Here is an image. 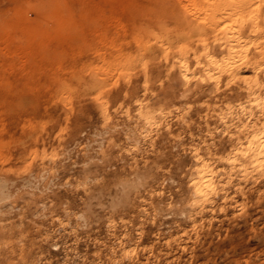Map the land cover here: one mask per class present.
I'll return each instance as SVG.
<instances>
[{
	"label": "rangeland",
	"instance_id": "1",
	"mask_svg": "<svg viewBox=\"0 0 264 264\" xmlns=\"http://www.w3.org/2000/svg\"><path fill=\"white\" fill-rule=\"evenodd\" d=\"M201 1L0 0V264H264V2Z\"/></svg>",
	"mask_w": 264,
	"mask_h": 264
},
{
	"label": "bare ground",
	"instance_id": "2",
	"mask_svg": "<svg viewBox=\"0 0 264 264\" xmlns=\"http://www.w3.org/2000/svg\"><path fill=\"white\" fill-rule=\"evenodd\" d=\"M181 1V0H180ZM185 1V0H184ZM193 1V0H192ZM199 1V0H198ZM204 3H206L205 2V0H202ZM201 1V2H202ZM209 1V0H208ZM256 1L257 0H211L210 1V4H209V6L210 7H208V9H207V11H205V8L203 9L204 11H202L203 13H205L203 16H205V15H208V16H206V18L208 19L207 21H206V24H207V27L208 28H211L214 32H215V30L214 29H218L219 31H224V36L222 37V36H220L221 37V39H223V41L225 42V41H228V44L230 43V46H228L230 49H231V46H233V43H231V42H229V41H236L238 44H239V41L240 42H242V41H246L247 42V39H246V37L245 36H243L242 35V33H241V31L242 30H246L244 27H245V24L243 23L245 20L243 19V17L241 18V16H240V14L241 13H245L246 11H248V12H250V10L252 9V7L255 5V3H256ZM263 2H264V0H262ZM259 2V1H258ZM186 3H187V0H186ZM194 3V2H193ZM203 3V4H204ZM196 4V3H195ZM257 5H258V3H256ZM194 6V5H193ZM193 6H192V8H193ZM186 7V6H185ZM197 7V6H196ZM202 7V6H201ZM259 7V6H258ZM191 9V8H190ZM254 9V8H253ZM199 10L201 11V9H200V6H199ZM262 10H263V8H262ZM189 11V10H188ZM200 11H196L197 13H199ZM208 11H209V13H208ZM255 11L258 13V10H256V8H255ZM191 12V11H190ZM202 12H200V13H202ZM256 12H255V15H256ZM251 13H252V11H251ZM261 13L263 14V12L261 11ZM192 14V13H191ZM191 14H190V16H191ZM251 15V14H250ZM192 17H194V16H192ZM252 17H255V16H253L252 15ZM260 16H258V18H259ZM205 18V19H206ZM193 19V18H192ZM248 19H250V18H248ZM195 20V19H194ZM197 21H198V18L196 19ZM238 20H240V22H241V26H240V29H237V30H232L231 29V25H232V23L233 22H236V21H238ZM254 20V19H253ZM253 20H252V23H253V25H250L251 27H250V32L252 33H255L257 30H258V32H259V28L257 27L258 25L257 24H255L254 25V22H253ZM255 20H256V18H255ZM260 21H263V23H264V20H260ZM195 22V21H194ZM199 23V21L197 22V24ZM202 23V27H203V22H201ZM256 23V22H255ZM206 24L204 25V26H206ZM235 25V24H234ZM199 26V24L197 25V27ZM236 26V25H235ZM261 27H262V25H260ZM195 25L193 26V27H191V29H199V30H201V31H204V30H202V27H198L197 28ZM248 27V26H247ZM244 28V29H243ZM262 28H264V27H262ZM262 28H261V30H262ZM194 29H193V31H194ZM249 29V28H248ZM162 30V29H161ZM186 30V29H185ZM184 30V31H185ZM193 31H191V34L193 33ZM201 31H200V33L199 32H197V34L196 35H191V37H195V36H197V35H201ZM167 32V31H166ZM177 32V31H176ZM181 32H182V30H181ZM181 32H179V33H181ZM190 32V31H189ZM154 33H156V32H154ZM178 33V32H177ZM176 33V36L177 35H179V34H177ZM184 32H182L181 33V35H183V36H181L180 35V37H183L184 38V34H186V33H184ZM203 33L204 32H202V35H203ZM213 33V32H212ZM245 35H246V33H244ZM154 35H157V34H154ZM161 35V34H160ZM190 35H189V37L188 38H191L190 37ZM250 35V34H249ZM246 36H248V35H246ZM253 36V35H252ZM264 36V35H263ZM166 37V36H165ZM187 37V36H186ZM202 37V36H201ZM260 37V36H259ZM163 38V37H162ZM178 38V37H177ZM197 38V37H196ZM251 38V37H250ZM249 38V39H250ZM159 39V38H158ZM200 39V38H199ZM219 39V37L217 38V40ZM253 39V38H252ZM261 39H262V37H261ZM170 40V39H169ZM171 40L173 41V38H171ZM184 40H186L185 38H184ZM201 40V39H200ZM199 40V41H200ZM204 40V39H203ZM215 40V39H214ZM251 40V39H250ZM259 40V39H258ZM264 40V39H263ZM157 41V40H156ZM160 41H162V40H160ZM182 41V40H181ZM219 41V40H218ZM223 42V43H224ZM236 42H234V43H236ZM222 43V44H223ZM248 43V42H247ZM251 43H253L252 42V40H251ZM251 43H249V44H251ZM232 44V45H231ZM242 44V43H241ZM246 44V43H245ZM227 45V44H226ZM234 45H236V44H234ZM248 45V44H247ZM256 45H257V42H256ZM255 45V46H256ZM224 45H222V47H223ZM243 46V45H242ZM241 46V47H242ZM237 47H239V45L237 46ZM256 47H258V46H256ZM229 49V50H230ZM245 49V48H244ZM255 50V49H254ZM263 51V50H262ZM244 52H246V50L244 51ZM207 53V52H206ZM243 53V52H242ZM242 53H239L240 55L238 56V57H240L241 58V54ZM230 53H228V55H229ZM244 54L245 53H243L242 55H243V59L245 58V56H244ZM206 55V54H205ZM236 56H237V54H235ZM234 55V56H235ZM246 55H247V53H246ZM231 56H232V52H231ZM256 56V55H255ZM260 56H262V55H260ZM223 58H226V57H224L223 56ZM228 58V57H227ZM239 58V59H240ZM255 58V57H254ZM215 58H213L211 55H208V60L211 62V64H212V62H213V64H215L214 63V61H217L216 59L214 60ZM235 58L233 57V61H235L234 60ZM238 59V58H237ZM232 60V59H231ZM240 60H242V59H240ZM221 62H223V60L221 59L220 60ZM219 61V62H220ZM229 59H227L225 62H223L225 65H226V63L227 64H229ZM232 61V62H233ZM209 62V63H210ZM237 62H238V60H237ZM237 62H235V65H236V63ZM240 62V61H239ZM246 61H244V63H245ZM243 63V64H244ZM251 63V62H250ZM224 64H223V66H224ZM239 64V63H238ZM238 64H237V69H240L239 67H240V65H239V67H238ZM249 64V63H248ZM247 64V65H248ZM252 64V63H251ZM261 64V63H260ZM232 66H234L233 64H231ZM230 65V66H231ZM230 66H228V65H226L225 66V68L226 67H230ZM231 66V67H232ZM244 68V67H243ZM242 68V66H241V69H243ZM257 68H258V66H257ZM261 68V67H260ZM236 69V70H237ZM259 69V68H258ZM257 69V70H258ZM260 70V69H259ZM240 71V70H239ZM262 145H264L263 144V142H262ZM209 172L210 171H208L206 168H202V169H198L197 170V177H196V179L195 180H193V185L195 186L194 188V195H195V197L197 198V199H199V200H203L206 196H207V194L211 191V188H212V179H211V174H209ZM209 195V194H208Z\"/></svg>",
	"mask_w": 264,
	"mask_h": 264
}]
</instances>
